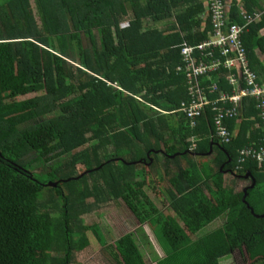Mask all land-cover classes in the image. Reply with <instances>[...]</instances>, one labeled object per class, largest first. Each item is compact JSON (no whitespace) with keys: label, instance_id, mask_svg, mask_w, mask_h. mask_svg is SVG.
I'll use <instances>...</instances> for the list:
<instances>
[{"label":"trees","instance_id":"obj_1","mask_svg":"<svg viewBox=\"0 0 264 264\" xmlns=\"http://www.w3.org/2000/svg\"><path fill=\"white\" fill-rule=\"evenodd\" d=\"M206 7L205 0H0V264H82L76 254L94 238L113 264H148L139 237L153 264H264V164L239 162L256 123L244 120L225 144L213 137L209 110L196 128L176 112L189 99L177 72L182 47L211 36ZM242 11L264 7L232 0L230 22L244 24ZM262 31L264 14L243 37L261 82ZM34 93L41 95L21 100ZM243 102L250 118L258 102ZM261 137L259 129L255 142ZM248 172L257 184L245 203L227 175ZM110 203L161 233L163 257L143 229L122 223L124 233L109 243L86 222Z\"/></svg>","mask_w":264,"mask_h":264},{"label":"built area","instance_id":"obj_2","mask_svg":"<svg viewBox=\"0 0 264 264\" xmlns=\"http://www.w3.org/2000/svg\"><path fill=\"white\" fill-rule=\"evenodd\" d=\"M207 2L211 36L201 43H185L182 47V66L177 72L184 74L189 99L176 112L183 113L191 121V127L196 128L197 119L209 110L215 129L213 137L227 144L233 135L226 122L238 120L242 116L243 100L252 97L258 102L260 129L264 135V81L261 82L258 73L251 69L243 43L249 27L262 16H250L242 11L244 24H234L230 22L225 0ZM241 155L240 164L250 160L264 164V137L260 144L244 149Z\"/></svg>","mask_w":264,"mask_h":264},{"label":"rangeland","instance_id":"obj_3","mask_svg":"<svg viewBox=\"0 0 264 264\" xmlns=\"http://www.w3.org/2000/svg\"><path fill=\"white\" fill-rule=\"evenodd\" d=\"M32 5V9L35 13V19L38 22V15L36 12V6L33 2H31ZM38 95H41V93H34L31 94L27 97L21 98V100H25L28 98H32V97H36ZM212 154H210L208 156V159L211 160L212 158ZM38 170H42V171H48L51 170L52 164H37L36 165ZM229 178V177H228ZM263 178L262 184L260 185L261 187V192H264V175L261 177ZM231 180H227L228 185L230 186H235L238 185V191L243 190V187L245 182L241 181V180H234L232 178V176H230ZM249 183H251V181H249ZM260 192V193H261ZM258 209L260 211H263L262 207H258ZM86 222L89 225H95L97 224L100 228L101 231H103V234L107 240V242L111 243L114 240H116L118 238V234H122L124 233L125 230H120L117 233V229L121 226L122 223H124L123 227H128L129 226L131 228H137V229H143L148 237H149V242L151 243L152 248H154L155 253L161 257H163V248H165L164 243H166L163 240V236L160 233V236L158 237L157 235L153 234L151 229L149 227H147V225H143L141 226L138 222H133L132 220V216L130 215V212L127 210V208L121 204V206H117L114 203H110L107 205H104L102 208H100L98 211H96L95 213H93L92 215L88 216L87 218H85ZM126 220H128L127 222L129 223H125ZM224 220L222 218L218 219L215 223L210 224L209 226H207L205 229H203L200 234L202 232L208 233L210 231H212L213 229H215L217 227L218 223L223 222ZM225 222V221H224ZM137 231V230H135ZM94 237V236H93ZM138 238V236H137ZM94 247H88L87 249L83 250L82 252H78L76 255L75 260L78 263H82V264H113L112 262H110L108 255H106L104 252L101 251H96L98 249V243H97V239L94 238ZM139 245L141 247V250L144 252L145 257L147 259V263L148 264H152L154 263V257L156 255H151L148 253L149 247L148 244L145 243L144 241H141V238L139 237ZM154 254V253H153ZM238 257H240V254H237ZM232 264H246L244 261L235 258L232 262H230ZM115 264V263H114Z\"/></svg>","mask_w":264,"mask_h":264},{"label":"crops","instance_id":"obj_4","mask_svg":"<svg viewBox=\"0 0 264 264\" xmlns=\"http://www.w3.org/2000/svg\"><path fill=\"white\" fill-rule=\"evenodd\" d=\"M231 1L232 0H227V5L229 6V16H230V3H231ZM239 1H241V0H239ZM259 2L260 3H262L263 4V7H264V0H259ZM205 3H206V8H207V10H208V2H207V0H205ZM255 14H261V16L264 14V12H256V13H254L253 15H255ZM252 15V16H253ZM260 21H261V19H260ZM259 22V21H258ZM264 33V31H262L261 32V35H264L263 34ZM256 53H257V55H259V58H260V60L264 63V52L261 50V49H258L257 51H256ZM242 109H241V115L243 116V119L242 118H240V117H242V116H240L239 118H238V123H235V125H234V127H233V129H230V127H229V125H228V122H230V121H228V122H226V126L228 127V129L231 131V132H234L233 134H235V136H239L240 134H241V132H243L242 130V128L240 127L241 126V124H242V122L244 121V120H247L248 122H251V123H256L255 125H252L249 129H248V131L250 132L249 133V135H248V139L250 140V139H252V144H251V146H255V145H258L259 144V142H255V139H254V136H255V132H257V130H259L260 129V122H261V119H260V111H259V109L257 108V106L255 107V114H252L251 116H250V118H245V114L247 113V111H248V109L246 110V107H247V105L246 104H244V102H243V104H242ZM245 131V130H244ZM260 132L262 133V131H261V129H260ZM253 134V135H252ZM263 137H264V135H262V137H261V139H263ZM230 176H232V178L234 179V180H241L240 178H237V177H234V175H232V174H228L227 175V180H231L230 179ZM229 177V178H228ZM242 181V180H241ZM246 182V181H245ZM232 187H235V189L238 191V185H235V186H232ZM241 191V190H240ZM153 264V263H152Z\"/></svg>","mask_w":264,"mask_h":264},{"label":"flooded vegetation","instance_id":"obj_5","mask_svg":"<svg viewBox=\"0 0 264 264\" xmlns=\"http://www.w3.org/2000/svg\"><path fill=\"white\" fill-rule=\"evenodd\" d=\"M248 173H249V172H248ZM248 173H246V174L232 173V174H234V177L240 178L243 182L246 181L245 184H244V186H242V187H243V190H241V191H244V192H245L246 190H248V189H254V187H252V186H253L255 180L257 181V179L255 178L254 175H252V173H251V175L248 177V176H247ZM249 181H251V182H253V183L250 184Z\"/></svg>","mask_w":264,"mask_h":264},{"label":"water","instance_id":"obj_6","mask_svg":"<svg viewBox=\"0 0 264 264\" xmlns=\"http://www.w3.org/2000/svg\"><path fill=\"white\" fill-rule=\"evenodd\" d=\"M211 151H212V149L210 150V152H209V154L211 153ZM251 175V172H249L248 174H247V176L249 177ZM256 184H257V181L255 180V182H254V184H253V186L252 187H255L256 186ZM248 191H249V189L248 190H246L245 191V198H244V201H245V203H248V201H247V199H248V196H249V193H248ZM249 205V207H251V205L250 204H248ZM252 208V207H251ZM263 217H264V215H263Z\"/></svg>","mask_w":264,"mask_h":264}]
</instances>
